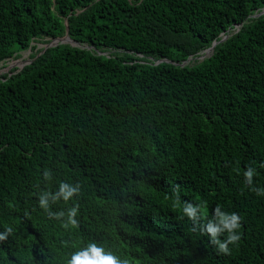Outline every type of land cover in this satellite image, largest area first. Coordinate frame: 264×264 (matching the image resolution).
<instances>
[{
    "label": "trees",
    "instance_id": "trees-1",
    "mask_svg": "<svg viewBox=\"0 0 264 264\" xmlns=\"http://www.w3.org/2000/svg\"><path fill=\"white\" fill-rule=\"evenodd\" d=\"M263 10L264 0H0V67L36 51L0 75V233L13 229L0 264L76 253L88 264L89 245L129 264H264V195L243 176L251 166L264 190ZM67 24L86 48L42 53ZM61 182L80 192L49 200L56 219L39 198ZM177 192L209 218L239 214L230 255L191 231Z\"/></svg>",
    "mask_w": 264,
    "mask_h": 264
},
{
    "label": "clouds",
    "instance_id": "clouds-1",
    "mask_svg": "<svg viewBox=\"0 0 264 264\" xmlns=\"http://www.w3.org/2000/svg\"><path fill=\"white\" fill-rule=\"evenodd\" d=\"M257 175L254 168L249 166L244 172V180L247 186L255 191L257 195H264V190L253 188V177ZM51 173L49 171L44 172V179L49 180ZM79 186H73L68 183L61 182L59 189L56 193H44L39 198V207L45 212H48L50 216H55L56 219H60L64 216V213L52 214L49 211V200L53 203L63 200L65 202L70 201L74 196L79 195ZM173 207L181 208L183 217H186L192 224L191 231L199 232L201 235H205L209 238V242L213 245L216 251L222 255H230V245L236 246L241 240L239 230L241 228V217L236 212H223L219 207L214 211V215L209 218L207 205L204 203L193 205L185 202L181 205L178 192L175 196ZM77 208H71L68 212V222L72 226H76L77 222L74 219L77 215ZM67 227L68 225H64ZM13 229L11 227L6 228L3 233H0V241L7 240L8 236L12 234ZM221 237H225L221 239ZM88 254L91 257L88 264H129L127 259H121L111 252L103 253L102 259L101 250L95 245H89ZM81 257V253L74 254L73 258L69 261V264H76L77 260Z\"/></svg>",
    "mask_w": 264,
    "mask_h": 264
},
{
    "label": "water",
    "instance_id": "water-1",
    "mask_svg": "<svg viewBox=\"0 0 264 264\" xmlns=\"http://www.w3.org/2000/svg\"><path fill=\"white\" fill-rule=\"evenodd\" d=\"M262 15H264V10H263L261 13H259L258 15H255V17L262 16ZM238 28H239V26L236 27V29H238ZM237 31H238V30H237ZM229 37H230V36H229L228 34H227V35H224L223 39H222L220 42H214L213 46H212L210 49L206 50L204 53H205L206 55H209L208 57H210L211 54L214 52L215 47H216L219 43L226 41ZM61 44H70V45H72L73 47L86 48V46L81 45L80 43L74 41V40L70 37V34H69V27H68V24H67L66 34H65V36H63V37H58V38H56V39L51 40V42H50L49 44H47V45L44 47V50H43L42 53H44L48 48L57 47V46H59V45H61ZM204 59H205V58H204ZM204 59H203V60H204ZM192 60H193V57H190L185 63L182 64V67H184V66H186V65H189V64L192 62ZM31 62H32V60L26 62L25 64H23V65L21 66V68H24L25 65L30 64Z\"/></svg>",
    "mask_w": 264,
    "mask_h": 264
},
{
    "label": "rangeland",
    "instance_id": "rangeland-1",
    "mask_svg": "<svg viewBox=\"0 0 264 264\" xmlns=\"http://www.w3.org/2000/svg\"><path fill=\"white\" fill-rule=\"evenodd\" d=\"M35 45V44H33ZM46 44H43L42 42L37 45L38 49H44ZM36 53V51H32L31 49L26 50L20 54L19 58H13L9 59L6 62L1 64L0 67V75L11 73L16 68H21L23 64L30 61L31 56ZM209 55H206L205 53L202 54V57L198 60L202 61L204 58H207ZM196 59L192 60V63H194Z\"/></svg>",
    "mask_w": 264,
    "mask_h": 264
}]
</instances>
